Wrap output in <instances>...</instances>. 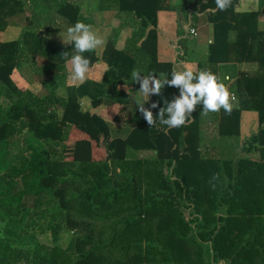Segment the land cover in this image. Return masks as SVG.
Listing matches in <instances>:
<instances>
[{
	"label": "trees",
	"instance_id": "trees-1",
	"mask_svg": "<svg viewBox=\"0 0 264 264\" xmlns=\"http://www.w3.org/2000/svg\"><path fill=\"white\" fill-rule=\"evenodd\" d=\"M107 1L115 3L118 15L129 16L135 28L117 50L118 19L110 20L111 31L102 52L108 66L103 83L116 84L125 78L134 94L139 84L132 81L133 69L141 75L171 73L173 65L158 63L155 57L156 12L160 10L176 13L178 35L185 33L184 26H196L198 15L214 26V41L206 47V66L199 71L217 76L215 66L228 62L255 64L264 70V33L257 28L258 13L236 12L239 0L215 13L205 11L216 7L215 0H177L176 5L166 0ZM21 4V0H0V30L6 18L22 11ZM56 13L70 26L80 20L78 9L68 3L58 5ZM23 34L28 36L23 51H37L38 38L32 32ZM44 50L49 62L67 51L55 46ZM84 55L90 67L97 62L94 51ZM23 56L19 39L0 42V84L12 97L7 109L0 111V211L18 214L26 206L35 208L52 200L62 224L74 237L66 249L55 244L35 246V264H200L191 259L196 239L206 244L204 253L215 263L264 264V73L235 79L233 92L239 103L231 114L221 109L217 115V136L231 138L238 136L240 113L255 112L256 131L242 149L247 156L218 162L200 154L203 124L216 115H200L202 105L186 126L170 131L159 124L151 128L141 113L132 112L127 122L133 128L126 137L110 138L99 115L79 109L82 97L89 99L92 109L100 102L110 105L101 84L66 87L64 97L51 95L36 104L14 82ZM150 102L162 107L156 98ZM117 104L125 106L124 102ZM52 108L60 111L59 117L51 113ZM157 109H152L154 115ZM22 132L33 151L19 158L24 177L18 179L11 176L18 169L7 167L2 155L7 143ZM252 151L255 156H249ZM146 166L152 169V180H144L146 192L135 197L130 189L132 178L136 171L149 173L141 170ZM115 204L137 211L120 216L102 238L87 223L94 217L92 207ZM142 204L147 205L142 208ZM213 209L217 214L210 221L209 210ZM109 217L105 213L102 218ZM203 217L205 225L212 223L205 235L191 228ZM48 221L55 242L58 223ZM116 246L118 255L112 257L111 248Z\"/></svg>",
	"mask_w": 264,
	"mask_h": 264
},
{
	"label": "rangeland",
	"instance_id": "rangeland-1",
	"mask_svg": "<svg viewBox=\"0 0 264 264\" xmlns=\"http://www.w3.org/2000/svg\"><path fill=\"white\" fill-rule=\"evenodd\" d=\"M21 12L18 13L16 17L17 28L9 30L4 33L3 38L5 40L13 38L19 39V46L22 50L24 56L19 64L18 75L14 78V82L17 87L28 91L30 99H36V104H38V99L47 98L51 95H59L61 92L57 90L56 86L64 85L63 80V70L64 68H72L63 57L54 59V61L49 62L44 52L47 47L50 49L55 46L61 49H67L69 57L74 54L73 45H64L61 37L66 35L67 28L70 26L69 23L56 13V9L60 4H70L72 7L78 9V16H88V14L80 11V7H84V3L81 0H21ZM82 3V4H81ZM108 4H110L108 2ZM83 5V6H82ZM110 6V5H108ZM82 9V8H81ZM83 17V18H84ZM118 24L116 26V37L120 34L130 35L127 30H132L130 24L132 20L129 16L120 14L117 16ZM177 28V26H176ZM177 30V29H176ZM13 31V32H12ZM264 33V30H260ZM12 32V33H11ZM22 32V33H21ZM27 34L32 32L36 39L37 51L33 53H25L24 46L28 41V36H22V34ZM27 32V33H25ZM23 34V35H24ZM22 36V37H20ZM35 43V42H34ZM24 50V51H23ZM232 63V62H231ZM233 65V64H230ZM63 69L61 70V68ZM233 67L226 66L224 70L219 72L220 80L226 85L230 92H233V84L235 80H231L234 77L241 78L242 75L245 77H256L264 73V70L255 65L253 67L248 66L246 70L243 68L242 73L236 72ZM238 73V74H237ZM218 75V74H217ZM218 75V76H219ZM224 77H227L225 80ZM35 82L33 86L28 87L30 82ZM62 88V87H60ZM12 99L10 93L6 90L4 86L0 84V111H5L8 106V102ZM45 100H43L44 102ZM237 104L234 105L236 107ZM45 107V106H44ZM54 112L58 117L60 116V111L51 109V113ZM218 113L211 118L206 120L203 124L202 140L200 143V154L205 159H213L215 161L221 162L229 160L231 158H238V156H247L246 152L242 151L244 146V141L246 138H239V133L237 137H219L216 134V120ZM239 129V125H238ZM256 131V130H255ZM254 133V132H253ZM27 134L22 132L18 137L10 140L4 149L2 157L7 163V167L18 169L12 171L11 176L18 179H23L24 174L19 171V158L23 155L29 156L33 151V147H29L27 142ZM249 154V153H248ZM255 156V152L249 154V156ZM77 171L76 167L74 168ZM142 172L147 170L149 173H139L133 176L132 184L130 186L131 193L133 196L141 195L144 192L142 184L144 180H152V169L149 166L146 168L142 167ZM158 170L165 172V169L160 167ZM138 172V173H137ZM140 174V175H139ZM129 178V176H128ZM161 193H164L161 192ZM119 202V201H118ZM117 202V203H118ZM147 204L143 205L146 206ZM125 204H115L108 207L93 206L92 214L94 217L88 220L87 223L90 225V229L95 232L101 233L102 238H106L113 228L114 224L118 221V218L126 217L137 211L135 208L132 211L125 209ZM119 210L121 213H118ZM59 209L52 200L43 202L42 205L35 208L26 206L19 210L18 214L11 213L6 215L3 210L0 211V264H35L34 259L36 254L34 253L35 246L49 247L52 244L57 245L61 249H66L73 241V236L71 231L67 230L61 222L58 216ZM217 211L209 210L210 215L209 220L212 221L216 216ZM107 213L111 217L104 219L103 215ZM117 215V216H115ZM186 217V215H185ZM54 221L53 224L58 223V234L56 236L55 242L52 241L51 235L48 230V220ZM187 219V217H186ZM204 217L197 225H191L196 231L206 234L207 230L212 226L209 222L207 225L203 223ZM120 224H117L119 227ZM84 233V232H82ZM81 233V234H82ZM95 236H92L94 239ZM206 244H200L197 239L195 240L193 251L195 254L191 255V259L197 261L200 264H221L222 262L215 263L210 257H207L204 253ZM117 248V246H116ZM118 248H111L112 257L118 255ZM37 255H42V251H38Z\"/></svg>",
	"mask_w": 264,
	"mask_h": 264
},
{
	"label": "crops",
	"instance_id": "crops-1",
	"mask_svg": "<svg viewBox=\"0 0 264 264\" xmlns=\"http://www.w3.org/2000/svg\"><path fill=\"white\" fill-rule=\"evenodd\" d=\"M166 1H169L171 5H176L177 3V0ZM184 1L186 2L187 0ZM81 2H83V5L85 6L79 8V13L83 11L84 13L88 14V16H79L80 20L77 21L83 22L87 25H91L92 30L98 37L102 38L105 43L103 46L98 47L94 50L97 62L90 67V71L87 74L85 81H73L70 78L72 68H64L62 72V82L64 85L56 86V89L60 90L61 93L59 95H55L64 97V89L66 87H78L84 83L101 84L104 89V95L107 96V100L109 99V101H106V103H110V105L108 106L100 102V104H98L95 109H92L90 107L89 99L86 97H82L78 100L79 109L81 111H89L99 115L108 127L110 138L124 139L129 131L133 128V125L127 122V119L130 117V113H140L137 110V104L138 102H145L147 98L141 94H138L137 92H135L134 94H127L123 87V85H127L129 88L128 81L125 78H122L120 82H117L116 84H112V82L103 83V77L108 70V66L102 60V52L111 31L108 26L111 22L110 20L113 18H117L118 14L116 13L115 3L113 1H110V4H108L107 0H81ZM236 12L258 13L257 28L259 31L264 30V0H239V5L236 8ZM17 15V12H15L11 14L10 17L5 19V27L0 30V42L15 40L13 38L5 40L3 36L4 33L7 32L6 30L8 27L9 30L17 28ZM195 20L196 26H184L183 31L185 33L183 35H178L176 33V13L174 11L165 10L156 12L155 57L158 63H169L173 65V68L175 67L177 71L184 70L185 65L191 67L195 72L197 70L199 71L200 66H206V47L208 44H211L214 41V26L207 23L203 15H198L197 19ZM130 27L133 30L135 28V24L132 22L130 24ZM189 29H192L194 31V34H190ZM131 31H129L128 28L127 32L129 33ZM128 37L129 36L125 34H120L119 36H117L114 47L117 50H121L120 48L123 41H125ZM226 66H235V68L233 67V69L236 72L242 73L243 68L246 70L248 66L253 67L255 66V64L241 63L238 65L234 62H228L227 64L215 66L216 74L219 75V72L221 70L223 71ZM62 69L63 67L61 68V70ZM218 75V80H220V75ZM156 76L161 79H171L170 74L157 73ZM235 79L236 77L231 80ZM34 83L35 82L33 81L30 82L28 87L33 86ZM27 90L30 91L29 89ZM178 95L179 90L177 88L165 86L162 89V94L160 96H150L149 100L145 103L144 106L146 108H149L151 105V98H156L157 100L161 101L163 107L164 99L171 101L173 97ZM117 102H124L125 106H120L117 104ZM158 111L159 109L156 110L157 113ZM256 127L257 122L255 112L242 111L239 116V138H247L251 133L255 132ZM203 135L204 133L201 136Z\"/></svg>",
	"mask_w": 264,
	"mask_h": 264
},
{
	"label": "clouds",
	"instance_id": "clouds-1",
	"mask_svg": "<svg viewBox=\"0 0 264 264\" xmlns=\"http://www.w3.org/2000/svg\"><path fill=\"white\" fill-rule=\"evenodd\" d=\"M215 8L205 11L215 13L216 11H226L232 6V0H215ZM64 45H73L74 54L69 57L67 51L61 56L71 65L70 78L73 81L83 82L90 71V60L84 53H89L104 45L105 41L98 37L92 30L91 25L77 21L67 28L66 35L61 37ZM171 79H161L153 73L141 75L138 69H133L131 78L134 84H139L138 94L143 95L147 100L138 102L137 110L141 113L149 127L153 128L157 124L165 126L170 131L174 128L186 126L193 112L198 105L203 109L200 115L218 113L221 109L226 114H231L235 104L239 101L234 93L230 92L226 85L218 80V77L210 71L195 72L191 67L185 65L184 70L177 71L174 67L170 73ZM174 87L179 90V95L173 97L171 101L164 99L163 107L159 102L151 103L149 108L144 105L152 95L160 96L165 87ZM127 94L132 89L123 85ZM159 108L156 115L152 109Z\"/></svg>",
	"mask_w": 264,
	"mask_h": 264
},
{
	"label": "built area",
	"instance_id": "built-area-1",
	"mask_svg": "<svg viewBox=\"0 0 264 264\" xmlns=\"http://www.w3.org/2000/svg\"><path fill=\"white\" fill-rule=\"evenodd\" d=\"M189 33L194 34V31L192 29H189ZM224 78H225V80H227V77H224Z\"/></svg>",
	"mask_w": 264,
	"mask_h": 264
}]
</instances>
